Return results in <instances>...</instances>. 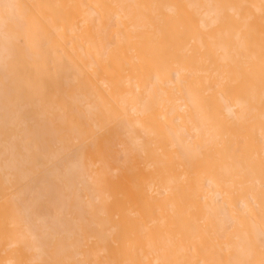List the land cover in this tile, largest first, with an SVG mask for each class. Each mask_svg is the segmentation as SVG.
<instances>
[{"label": "bare ground", "instance_id": "6f19581e", "mask_svg": "<svg viewBox=\"0 0 264 264\" xmlns=\"http://www.w3.org/2000/svg\"><path fill=\"white\" fill-rule=\"evenodd\" d=\"M0 13L2 79L22 33L97 113L82 152L41 172L52 184L0 200L1 264H264V0H0ZM10 114L0 103V127Z\"/></svg>", "mask_w": 264, "mask_h": 264}, {"label": "rangeland", "instance_id": "374dc122", "mask_svg": "<svg viewBox=\"0 0 264 264\" xmlns=\"http://www.w3.org/2000/svg\"><path fill=\"white\" fill-rule=\"evenodd\" d=\"M1 15L2 13H0V16ZM5 29L12 31L9 25H5ZM14 35L16 43L15 50L20 59L18 61L14 60V58L4 60L6 81L2 79V75L0 74V103L7 107L11 112L10 117L16 121V123L13 122V120L10 122L12 126L9 123L5 127H0V200L6 199L9 193H12V196L13 194L15 195L17 191L18 193L16 192L14 197L10 195V197H8L10 199L7 198L8 201L11 200L10 203L13 200L12 198H14L13 201L15 202L17 194L24 189L33 188L31 185L34 186V188L37 187L41 189V185L38 183L39 181L36 184L34 180L47 179L46 184L51 183L52 177L45 178V175L42 176V173L44 171L50 172L60 160L65 158L69 159L74 153L79 154L82 152L85 148L83 143L88 142L90 137L93 139V136H95L94 133L90 134L86 130L85 124L88 119L97 117V113L92 109V101L95 98V94L88 87H78L81 80L77 78L74 71V74L69 78L71 82L65 84L67 86H64L65 80L63 77L60 78L58 72L59 65L50 61L42 62L43 60L41 61L36 56L39 55L38 53L40 52L36 45L33 43L27 44L22 33H15ZM24 50L28 54H26ZM28 57L30 60L27 59ZM43 68H47L45 71L56 74L58 78H52L47 75V73L42 72L41 70ZM102 104L106 105L103 101ZM81 114H84V116H80ZM59 130L62 132L60 133ZM27 134L28 136H26ZM37 135L39 138L36 137ZM51 140H53V142ZM39 141L40 143H38ZM48 141H50V143ZM44 142L45 145L43 144ZM10 148L12 149V153ZM5 150L12 155V161L14 160L15 163L10 162L11 159L9 160V155ZM26 154H28V156ZM67 159H65V161H67ZM40 166L42 167L40 168ZM27 176H29L34 184L28 183L29 180ZM38 184L40 186H38ZM27 185H30V187ZM40 189L35 190L39 192ZM26 193L27 192L24 193L25 197H27ZM35 193L39 198L38 194L42 196L46 192L42 191ZM32 195L35 197L34 192ZM32 195L30 194L31 197L29 202H31ZM33 199V202H31L32 205L36 204L38 200L35 198ZM43 200L44 199H42L41 202H43ZM16 202L19 203L18 201ZM25 202L26 200H24V203ZM27 204L28 201L26 202V205ZM7 207L8 204L6 205V208ZM34 210H36V208ZM29 223H31V220ZM20 224L21 226L23 224V229L32 226L31 229L34 230V223H31V225L27 223V227L26 221H22ZM19 227L15 229L17 230ZM19 231L21 230L19 229Z\"/></svg>", "mask_w": 264, "mask_h": 264}]
</instances>
